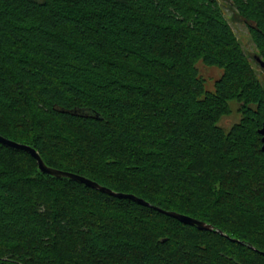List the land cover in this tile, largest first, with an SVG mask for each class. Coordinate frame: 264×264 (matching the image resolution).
<instances>
[{
  "label": "trees",
  "instance_id": "trees-1",
  "mask_svg": "<svg viewBox=\"0 0 264 264\" xmlns=\"http://www.w3.org/2000/svg\"><path fill=\"white\" fill-rule=\"evenodd\" d=\"M230 20L261 68L264 0H0V134L148 203L0 142V264H264V71Z\"/></svg>",
  "mask_w": 264,
  "mask_h": 264
},
{
  "label": "water",
  "instance_id": "water-1",
  "mask_svg": "<svg viewBox=\"0 0 264 264\" xmlns=\"http://www.w3.org/2000/svg\"><path fill=\"white\" fill-rule=\"evenodd\" d=\"M255 58L257 59V61L259 62V65L261 66V68L264 71V60L261 59L259 56H255ZM259 133L261 134V141H262L261 149H262V151H264V120L262 122L261 128L259 129ZM0 142H2L5 145L17 148V149H23V150L28 151L36 159V161L38 163L39 170L41 172L48 173L50 175L57 176V177H68V178L83 182V183H85L88 186H91V187L100 189L102 191L114 194L116 196L128 197V198L134 199V200H136V201H138L140 203L148 204L142 198H139V197H137V196H135L133 194L115 192V191L111 190L110 188L102 186L99 183H97L96 181H94L92 179H89V178H87V177H85L83 175H80V174H77V173H73V172H70V171H65V170H62V169H57V168H54V167H50L47 164H45V162L43 161V159L41 158L39 153L36 151V149L31 147L30 145H27V144H24V143H19V142H16L14 140L8 139V138L4 137L1 134H0ZM167 213L172 215V216H174V217H176V218H178L183 223L196 225L199 229H209V228H211V226L209 224H206L205 222H203L201 220H198V219H196L194 217H191L189 215L181 214V213H178V212H175V211H168Z\"/></svg>",
  "mask_w": 264,
  "mask_h": 264
},
{
  "label": "rangeland",
  "instance_id": "rangeland-1",
  "mask_svg": "<svg viewBox=\"0 0 264 264\" xmlns=\"http://www.w3.org/2000/svg\"><path fill=\"white\" fill-rule=\"evenodd\" d=\"M225 12L228 16L229 11L225 9ZM230 22L243 48L251 56V61L253 62V65L256 68L258 74L260 73V71L263 72V70L258 65H256V62H254V59L252 57V52H254L255 46L248 34V31L245 25L240 21L233 22L232 20H230ZM198 66H199L200 74H202L205 78L206 89L213 90L214 80L219 77L221 69L215 66L204 67L202 62H199ZM230 104H231V109H232L231 113L226 116H223L219 122V124L222 125L224 128H230V126L234 122L238 121L240 117V113L237 110L238 105L235 103V101L232 100Z\"/></svg>",
  "mask_w": 264,
  "mask_h": 264
}]
</instances>
